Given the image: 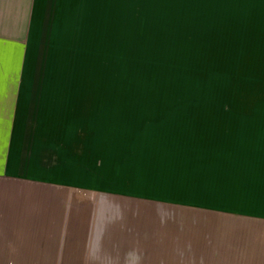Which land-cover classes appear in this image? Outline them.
<instances>
[{"label": "rangeland", "instance_id": "1", "mask_svg": "<svg viewBox=\"0 0 264 264\" xmlns=\"http://www.w3.org/2000/svg\"><path fill=\"white\" fill-rule=\"evenodd\" d=\"M41 1L52 120L0 128V264H264V188L212 167L231 136L264 158V0Z\"/></svg>", "mask_w": 264, "mask_h": 264}, {"label": "crops", "instance_id": "2", "mask_svg": "<svg viewBox=\"0 0 264 264\" xmlns=\"http://www.w3.org/2000/svg\"><path fill=\"white\" fill-rule=\"evenodd\" d=\"M15 5H19L18 14L11 11ZM41 7V0H0V9L6 10L1 15L14 18L12 21L14 26L16 25V30L11 34L9 31L0 30L1 45L7 43L15 49L18 56L9 63L0 59V128L10 129L8 136H11L8 137V141L10 139L11 145L14 142V131L20 126L18 123L21 120L32 122V109L35 110L37 107L36 103L32 102V34L43 27L38 20ZM7 64L16 67L18 65V73L3 72L2 69ZM46 109L47 106H41L35 110L38 112L36 118L44 121L52 120L45 115L48 112ZM26 124V128L32 127V124H27L28 126ZM226 145L231 147V151ZM226 145L221 146L220 151L213 149L215 152L212 156L214 161L212 167L220 169L223 174H229L221 180L219 188H264L263 154H260L262 157L256 155L258 153L254 152L251 140L242 136H231L226 138ZM208 162L206 161V165ZM229 176H236L235 182L230 181ZM202 181L198 184L193 182L190 188H210L207 177ZM234 183L235 187H232Z\"/></svg>", "mask_w": 264, "mask_h": 264}]
</instances>
